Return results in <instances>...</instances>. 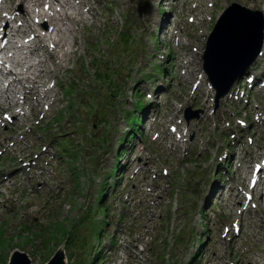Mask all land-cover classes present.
<instances>
[{"label":"rangeland","instance_id":"rangeland-1","mask_svg":"<svg viewBox=\"0 0 264 264\" xmlns=\"http://www.w3.org/2000/svg\"><path fill=\"white\" fill-rule=\"evenodd\" d=\"M33 1L37 2L38 0ZM39 1L45 2V0ZM69 1L72 4L77 3L75 0ZM89 1L93 4H88V7H91V12L88 17H81L82 15L78 14L73 6H66V9L67 7H71L80 16H77L75 23H73L75 20L71 22L69 21L68 26L70 27V30L66 29V25H62L61 28L66 36V41L62 49L58 47L59 56L51 54L49 51L50 47L48 46L49 43L45 50H38L33 55L38 59L43 58L45 60L44 64L46 67H43L45 70L44 72H41V75H44V81L47 85L51 79L56 85L54 91H51V93L48 90H51V87H46V84H43V82H37L36 89L32 92L33 97L31 96L32 98L30 99L32 105L37 104V102H34L36 101V99H34V94L36 92L40 97L43 95L38 91L41 85L46 87L44 95L46 94V96H48L50 94V97L55 95L56 99L53 100V103L50 104L49 107H47L46 103L51 102V99L46 101V103L42 105V108L39 107L36 110L33 109L34 112L32 113L30 109H27L28 116L24 119L16 120L13 127L21 128L22 130L19 129L21 133L25 131L26 136H24V139L15 138L22 137V135L18 136L19 134L10 133V130L13 128L12 125H8L9 130H7V125L2 127V124L0 123V137L1 140H5L10 155H13L14 152L17 153L18 151L21 155H25L28 159L33 158L39 163V165L35 166L28 172V175L30 176L25 178V174H21L25 179V186L28 193L25 190L21 196L19 195V191H17L14 196H19L20 199H13L12 203L15 208L19 209L26 206V211L29 215H25V213H22V215L17 212L14 213L15 210L11 212L12 214L6 212L4 214V217L6 218L4 220L6 221L4 224V220L0 223V264H8L10 256L18 251L26 253L33 264H43L51 258L57 249L58 251H64L65 264H98L97 261L94 263L91 261V254L93 251L92 244L95 245L97 242L103 243V240L100 239L97 232H90L88 227H83L84 224L79 225L78 222H81V214L84 209L87 210L91 207L95 209L98 208L96 206V197L98 194L96 191L98 192L102 183L104 185V180L108 178V183H112V179L116 178L111 177L113 174H117L116 170L112 174H110L109 171L110 168L115 165L117 160L115 154L119 148L118 140L128 125L123 116L130 110H134L132 94L134 89L138 87L142 89L143 93L150 90H155L154 92L160 90L163 92L162 95L155 98L159 106H161V113L157 117L153 127L154 130L159 129L161 131L162 134L160 139L166 137V141L163 145L156 142L153 147L151 146L149 148L154 153L151 154L146 151L143 153L142 159L139 158L142 151V146L139 145V148L136 150L134 164L146 166L144 162L153 161L147 178L146 172L143 170L134 181L128 180V174L123 175V178L121 179L122 187L120 188L121 190H119L117 197L109 199V204L111 201L114 207L116 205L120 206L122 203H126L127 206H130L129 214H132L134 223L136 224V230L138 233L135 236L136 238L130 241V262L127 264H156L154 257H149L146 251L141 252L136 246V244L142 243L143 246L147 245L148 247L151 238H154L155 240L153 242L156 243L158 242V239H163L165 243L163 244L164 246L157 243L159 246L158 252L164 250L165 253H172L177 259L175 264H187L195 252L192 247L188 250L186 249L194 242V235L199 233L200 229L202 231L203 225L206 226L212 239L209 245L205 244L204 252L200 255L201 259L197 261V264H212L216 258H220L218 261H221L224 260V258L227 259V256H230L234 261H240L243 263L246 262V256H248L247 262L249 264H256L255 260L264 263V256L260 259L250 257L262 253L263 251L261 247L264 241L263 199H255L260 211L256 210L255 215L253 213L245 215L244 222L246 225L244 226L243 233L238 240L232 244H225L223 243L222 238V229L225 222H222V218L215 217L214 215L212 216L208 211L209 215L204 216L203 222L199 223L200 216L198 214V208L195 209L194 207L195 210H190V215L187 212L184 215V212L180 211L176 214L170 215L165 221L162 220V223L160 213L164 212V209L170 200H172V206L180 208L181 194L179 192L177 196L174 195L177 193V189H174L172 194L170 191H167L166 194L160 191L158 194V201L154 205L151 199L155 197L157 189L155 188L153 191H148L150 185L155 186L152 181L153 177L150 173L160 169V166H158L154 160L162 157L163 154L164 156L170 155L175 159L188 157L190 155V152L175 149V146L171 149L167 148L171 133L170 135L168 134L169 132L166 127L168 125L170 113L176 111L175 104L182 105L183 107L191 106L192 108L198 106L200 110H203L202 105L205 100L203 92L198 91L193 97L191 82L189 85H186L185 78L188 77V80L193 79L196 77V73L199 75V72L201 71V56L205 47L206 36L208 34L206 28L221 13L222 9L233 1H238L242 5L255 8L259 3L264 2V0H219L213 8L209 7L207 2H203V4L207 5V10L209 12V17L203 26H197L195 22H189L190 16L194 13L197 14L198 19L202 18L204 15L201 6L198 7L196 12L193 11L190 13V9L194 4L193 0H163L162 3L160 2L161 0ZM18 2L19 0H15L13 6L21 9L23 4L21 5V3ZM47 2L49 3V0H46L45 3ZM138 2H142L146 7L150 6V13L140 16L136 9V4ZM153 3L157 8L152 7ZM159 5L161 8L158 7ZM88 7L85 6L84 10L86 11ZM5 8H7V4ZM51 8L56 9L54 6H51ZM166 9H170L172 11L171 14L166 15L164 12ZM3 12L4 10L1 11V13ZM35 14L36 12L33 15ZM33 15L28 19H31ZM155 15L172 18L171 21H173L174 25L171 27V33L168 38L164 39L161 37V39H159L150 36V33L157 29V27L149 22V19L151 17L154 18L153 16ZM6 20H8V23H6ZM4 21L6 22H3V26H7L8 24V27H10L9 22L13 23L12 26H17L18 24L7 18H5ZM170 25L171 22L169 21L167 27L163 30L168 29ZM128 27L131 30L127 29ZM32 28H35V24ZM35 29L36 30L34 31L38 32V29L41 28ZM190 29H199V35L190 39V37L193 36L188 32ZM127 30L131 33L134 40L133 42H130L129 45H125L120 38V36ZM28 35V32L24 34L23 39L30 38ZM173 35L175 37L180 36V41L175 42ZM153 41L159 50L155 49ZM165 41L171 46L173 49L172 51H167L164 47L167 45H164ZM24 42L29 43L26 41ZM143 46L145 47V50L149 49L150 52L144 53L142 50ZM27 49L30 51V47H27ZM64 51H67L68 53L63 55ZM171 52L174 57H169V53ZM42 53L43 55L41 56L40 54ZM150 53L154 55V60H147V56ZM33 56L29 58L30 61L28 63H34L32 62ZM188 59H192V65H186ZM11 60H13V64H16L17 66L20 61V55L14 54V56H11ZM34 60L35 59H33V61ZM96 63L99 65V68L106 69L107 65L109 67L111 65L114 68L118 67L119 72L118 75L114 77L116 83H118L116 88L119 89L118 93L120 100L116 105V110L119 109V111L116 115H111L108 118L111 124H109V130L111 131L112 128L116 126V131H113L112 138L110 137L111 146L113 145L114 151L111 150L110 152L106 145L102 146L99 144V146H97L94 141L92 145L90 141L87 143V140L85 139L86 135L83 134L85 131L91 133L93 128H97L96 121L99 118L95 117L93 112L94 108L90 110L89 106L82 105L80 99H83L84 104H89L93 101L91 99L94 92L96 93L101 86L103 94L108 91V88L105 86L103 87L101 82L94 76V70L97 67ZM58 64L60 65V68L56 67ZM147 64H149L150 67L159 65L161 68L170 65L171 72L169 73V71H167V75H173L171 83L174 86L171 100L168 98L170 87H167L171 85V83L166 86V84L160 79H156L155 81H153V79H145L144 75L152 69L149 68ZM186 66H188L191 72H194L192 75L190 73H185L187 72ZM47 69L52 70V73L45 74ZM183 71L185 72L183 73ZM71 80L77 82L76 87H72L70 84ZM14 83H16L15 86L0 85V89H2L0 90V98L4 97V95L1 94V91L5 88L16 90L17 82L14 81ZM12 94L13 96L11 98L14 99V102L18 101V98L15 97L16 93L12 92ZM30 94L31 92H28L25 89V95L23 97L27 98ZM197 97L200 98L201 101L195 103ZM254 98L257 100L258 96L256 95ZM6 101L8 107L13 108L20 106L18 103L13 106L9 105L7 96ZM236 106L237 105L229 107L224 105L223 110L219 109L216 111L219 112L218 116H220V113L223 111L225 116H232L233 111H235L234 107ZM40 108L41 110H39ZM211 110L212 107H209L207 117H204L201 122L197 123L198 128L194 127V130H199L203 125V133L202 139L198 136V138L194 139L193 144H188V146L192 148V152L198 150L199 153V148L201 153L209 151L210 148L208 147V144L214 145L212 139L215 135L220 138L221 132L228 135L230 130H233L232 128L224 127L226 125H223V129L219 128L216 132L213 131V125L210 126L209 123L213 120ZM41 111L45 113L44 117H40L41 114L39 113ZM155 111H157L156 108ZM156 114L158 115V113ZM21 115L24 117L26 114L21 112ZM224 119L228 121L227 117H224ZM0 120L5 122L2 113H0ZM38 122L39 124H36ZM79 126L81 127L80 129H78ZM152 132L153 129L150 132H147L148 136L152 135ZM63 137H66L67 139L64 140L63 143L70 155L73 156L76 154L75 159H72L70 156H65L60 159L59 155H56V149L53 146ZM11 139L17 140L14 145H10V141H12ZM44 147H46V149H43ZM49 153H54V158H52ZM234 156L238 159L237 152L234 153ZM171 164L172 169L178 178L176 186L182 190H184L186 186H189V189L192 190L188 181L193 180L196 181L197 184H200L201 181L206 179L207 183L212 176L211 171H209L207 167L209 164L208 160H198L195 157H190L184 162L175 163L172 161ZM55 172L57 176L56 178L63 179L61 184L65 186V189L60 196L61 203L55 204L52 207L53 202L50 204L51 196L49 193V185L53 183L52 179L55 177ZM127 172L130 173V170ZM45 178H50L48 184L42 185L38 182ZM75 179L78 182L77 185H75ZM139 181L143 182L140 184ZM126 183H128L129 188H126V190L123 191V185ZM131 183H134L132 187L130 186ZM213 184L215 185L216 183L213 182ZM223 187L228 188L229 185H224ZM31 189L32 192H30ZM126 191H134V193L126 199ZM142 197L147 198L148 201L140 202V198ZM233 202L234 200L232 199L229 201L217 199L216 206L223 213L234 212L231 205ZM95 209H91V212H94ZM100 209L101 211L97 210L93 215L95 221H101L102 218L106 220L105 222H107V220L111 221V214L104 217L102 213L106 209L105 205H102ZM93 217L87 216V225L99 227ZM226 221L230 224L229 220ZM250 221L254 223L253 226L249 224ZM74 223H76V225ZM110 225L106 227L108 228V232L110 231ZM126 238L125 235L120 238L121 242L125 241L123 245L120 244V250H122L123 254L127 250L128 245V239ZM67 239L69 240L68 245H66ZM188 240H191L190 244L188 243ZM115 256L117 258L121 257L117 252ZM118 263L119 261L116 260L110 262V264ZM159 264H168V262L167 260L165 262L160 261ZM169 264H172V262L170 261Z\"/></svg>","mask_w":264,"mask_h":264},{"label":"bare ground","instance_id":"bare-ground-1","mask_svg":"<svg viewBox=\"0 0 264 264\" xmlns=\"http://www.w3.org/2000/svg\"><path fill=\"white\" fill-rule=\"evenodd\" d=\"M15 0H1L0 1V44L6 40L5 44L0 47V52L3 54H7L10 50H13L15 55H20V61L18 62L17 66L16 64H13L14 61L9 58L10 63L12 64V67L14 69H19V72H12V70L3 73L1 72L0 74V84L5 83V85H13L15 86L16 83H22L23 79L26 80L28 83V86H23V88H26L28 92H31L29 97H20L19 94L17 93L16 90H10L5 88L3 91H1L2 95L7 96L8 99V104L9 105H15L18 103V105H23L26 104V102L31 98L32 92L34 89H36V83L37 82H43V84H46L44 81V75H41V72H44V64L45 60L43 58L38 59V61L34 63H28L30 61V57H32L36 51L40 50H45L46 48V41L48 40L49 42L52 41L54 47H64L66 37L62 31V25L67 24V21H73L74 18L72 17L71 14L68 13L66 10V6L70 5L73 6L78 14H83L82 12V2L80 0H75L77 3L74 5L72 4L69 0H64V5H62L61 9H53L51 8L48 12H45L41 9H39L36 5L37 2L33 0H19L21 5L23 4L24 10L19 11V8H15L13 6ZM75 3V2H74ZM7 4V8H5ZM88 7V5H86ZM4 10L3 13L1 11ZM36 12L35 16H38L40 21L39 25L41 29H38V32H35V28H32L34 24L29 22V17L32 16ZM33 13V14H32ZM10 19L11 21L18 23L17 26H3V22L8 23V20L4 21V19ZM152 18V17H151ZM169 21L168 19H162V18H156L155 19V24H158V26H161V29H164L167 27ZM48 24L52 27L51 29L48 28ZM42 30H44L42 32ZM28 32V36L30 38H25L23 39V35ZM35 32V33H33ZM13 36L15 37H21L23 39L22 43L19 44L16 40L13 39ZM29 42V43H25ZM49 46V44H48ZM27 47H30V51H28ZM48 49V48H47ZM22 50V52H21ZM25 53V54H23ZM54 57V56H53ZM195 61V60H194ZM191 67V66H190ZM197 67V66H196ZM199 68V67H198ZM197 68V69H198ZM193 69V68H192ZM187 70V69H186ZM185 72V71H184ZM197 72V71H196ZM20 73V75H18ZM52 73V70L46 71L45 74ZM194 73V72H193ZM13 74L16 76V74L19 76L15 77L13 80L10 82L6 83V79L4 80L3 78L8 77ZM24 75V77H21ZM12 76V75H11ZM194 76V75H193ZM196 76V75H195ZM40 79V80H39ZM12 87V86H11ZM51 87V90L49 92L53 91ZM2 90V89H0ZM12 92L16 93L15 97L18 98V101L14 102V99L11 97L13 96ZM46 94L42 95L40 97L41 100L45 99ZM256 264H264L261 261L255 260Z\"/></svg>","mask_w":264,"mask_h":264},{"label":"water","instance_id":"water-1","mask_svg":"<svg viewBox=\"0 0 264 264\" xmlns=\"http://www.w3.org/2000/svg\"><path fill=\"white\" fill-rule=\"evenodd\" d=\"M217 31V30H216ZM215 34V35H214ZM214 36L212 35V38H211V40L213 41V38L215 39V42L213 41V45L216 47V49L218 50V52L216 51V49H215V47H213L214 49L212 50L213 52L211 53V55H212V58L214 59L213 61L215 62V65H216V63H217V61L218 60H220V59H223V57H222V42H221V38H220V35H219V33L218 32H214ZM218 35V36H217ZM218 40V41H217ZM233 40H236V37H235V39H233ZM220 41V42H219ZM226 43V44H225ZM218 44V45H217ZM223 44L225 45V46H227V44H228V46L230 45V41H227V42H224L223 41ZM238 45L237 43H234L233 42V47H236V45ZM217 45V46H216ZM219 46V47H218ZM227 46V47H228ZM220 48V49H219ZM236 49H234V51H235ZM214 53H217V57L216 56H214ZM221 53V54H220ZM209 55H210V53H209ZM219 56V57H218ZM214 57H216V58H214ZM209 58H211V56L209 57ZM218 59V60H217ZM216 60V61H215ZM226 62L224 61V64H225ZM56 258V259H55ZM55 258L53 259V260H51V262L50 263H48V264H64V254L61 252V251H58L57 252V254H56V256H55ZM11 264H31V262H30V260L28 259V257L25 255V254H23V253H20V252H16L14 255H13V257H12V261H11Z\"/></svg>","mask_w":264,"mask_h":264},{"label":"trees","instance_id":"trees-1","mask_svg":"<svg viewBox=\"0 0 264 264\" xmlns=\"http://www.w3.org/2000/svg\"><path fill=\"white\" fill-rule=\"evenodd\" d=\"M97 77L99 78V79H101V78H105V75H103V74H97Z\"/></svg>","mask_w":264,"mask_h":264}]
</instances>
